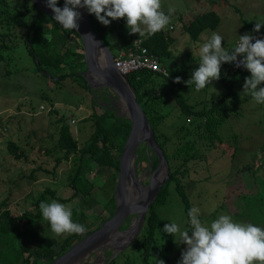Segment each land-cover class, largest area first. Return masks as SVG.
Wrapping results in <instances>:
<instances>
[{
	"label": "rangeland",
	"instance_id": "obj_1",
	"mask_svg": "<svg viewBox=\"0 0 264 264\" xmlns=\"http://www.w3.org/2000/svg\"><path fill=\"white\" fill-rule=\"evenodd\" d=\"M170 7L174 8L175 12L171 14V22L163 31L173 38L170 45L172 56L168 62L174 72L173 78H181L179 92L189 104L211 103L226 94L222 83L214 80L212 85H207L200 92H196L194 86L191 90L185 83L191 78V73L199 67L200 45L216 32L224 38L222 46L231 52L239 36L250 32V29L244 27L245 24L255 26L256 22L264 21V0H161V10L166 14ZM211 11L220 16L219 27L214 31L203 32L197 41H193L184 31V24L187 25L197 16ZM91 16L102 25L94 15ZM105 27L110 30L111 37L107 45L115 58L126 52V40L139 35L129 34L125 19L112 21ZM260 30L264 31V26ZM57 40L55 43L59 41ZM70 48L76 52L82 51L76 43L70 44ZM225 67L223 64L221 71ZM157 88L165 90L168 100L165 110L170 113L159 127V132L170 136L185 123L186 118L176 106L170 84L160 79L157 81ZM103 90L106 95L102 93ZM44 96L56 100L55 106L52 107L51 102L45 100ZM98 106L108 108L118 116H126L122 105L108 89L89 87L87 90L71 78L64 80L62 86H57L49 78L38 74L23 43H18L12 50L1 52L0 202L6 203L13 215H22L21 228L28 236L23 239L24 234L13 235L14 241L7 239V244L0 243V264L10 261H13V264H25L23 256H20L22 251L17 256L20 259L15 255L23 246L26 247V243L29 252L36 249L32 244H37L38 237L34 238V234H39L45 239L39 250L51 249L72 235L56 237L52 233L48 223L41 219L39 204L42 201L56 200L65 204L72 211L73 222L84 225L87 231L95 229L101 220L108 216L105 211L107 203L116 189V184L110 179L111 174L99 172L95 164H90L84 176L88 182H92L87 186L89 197L84 202L82 193L75 194L77 197L72 198L73 161L65 160L56 166V158L62 157L63 154L46 153V150L52 151L58 143L62 123L57 121L62 118L70 125L72 134L82 149L95 129L92 120L85 122L84 119L91 117L94 111L101 113L102 110ZM258 106L259 104L251 99L230 112L229 118L219 130L224 140V150L212 148L204 142H193L191 154H195L197 158L188 165L184 185L191 208L200 209L199 218L205 225H210L219 215L226 214L235 222L251 223L264 229V106ZM53 108L58 110L57 115L51 112ZM72 119L77 123L73 124ZM173 139L174 142H180L177 135ZM190 139L195 141L194 136ZM9 142L17 144L25 152L26 158L15 160L9 151ZM235 148H238L237 154L232 156ZM147 154L148 158L142 156L140 162L136 163L138 178L144 185H148L156 168L151 162L148 150ZM137 160L138 157L136 162ZM246 167L251 169L245 170ZM170 191L168 202L156 206L157 213L167 222L178 224L181 231L191 232L190 218L182 198L174 185ZM132 220L134 221L135 217L131 218L130 222ZM156 239L153 250L159 251L166 246L169 234L164 233L162 228L158 231ZM136 241L129 243V240H125L118 243L115 246L118 250L108 247L100 249L79 264H108L110 259L109 264L112 261L114 264H146L143 251L139 252L135 248ZM181 243L177 234L173 248L166 253L169 260H175L174 264H178L181 259L179 256L186 250L187 245ZM158 260L167 264L158 252L151 254L149 263L159 264Z\"/></svg>",
	"mask_w": 264,
	"mask_h": 264
},
{
	"label": "trees",
	"instance_id": "obj_2",
	"mask_svg": "<svg viewBox=\"0 0 264 264\" xmlns=\"http://www.w3.org/2000/svg\"><path fill=\"white\" fill-rule=\"evenodd\" d=\"M64 3L65 0H58V5L63 7ZM91 18L93 26L101 40L107 45V41L111 37L109 28L97 23L93 17ZM220 23V16L216 12L211 11L197 16L187 25L184 24L183 29L193 41H197L203 32L216 30ZM244 27L250 29V33H254L255 26L245 24ZM46 31L51 34L52 38L56 37L59 41L56 38L50 41L45 40L43 36ZM137 39H142L143 46L151 54L158 57L168 71V76L159 72H137L129 75V81L137 93V99L154 129L159 145L169 163L170 178L162 188L155 203L150 207L144 228L140 234V236L142 235V239L139 241L140 237L138 238L137 243L135 242V248L139 252L143 251L146 264H150L149 258L154 252H158L161 257H164L167 264H174L175 260H169L166 256V253L173 248V236L169 235L165 247L159 251L153 250V245L157 241L156 236L158 231L169 223L159 216L156 211V206L165 205L168 202L171 186L174 185L176 192L182 198L185 211L188 215L191 205L185 190L184 179L188 165L197 158L195 154H191V150L194 147L193 142H204L212 148H222L224 150V140L219 134V130L225 124L233 109L252 99L248 95H244L241 98L239 95L243 91L245 78L251 74L242 68L234 74H228L225 79H221L225 74L227 65H229L226 63V67L221 71L219 79L220 83L226 88V94L211 103L199 102L189 104L188 100L179 92V84L175 83V79L173 78L174 72L168 63L172 56L170 45L173 43V38L163 30L152 36L145 35L140 38L138 35L125 41V50L128 51L132 48L134 41ZM56 40L59 43H55ZM20 42L27 47L38 74L49 78L57 86H62L64 80L71 78L81 88L88 90V82L80 74L86 68L80 36L75 31L65 32L52 17L44 12H41L39 17H37V6L32 0H0V54L2 51L12 50ZM72 43H76L82 51L76 52L71 49L70 44ZM160 79L170 84L171 93L175 96L176 106H178L182 115L186 118L185 123L176 130V133L170 136L166 133L159 132V127L165 122L167 116H170V113H166L165 110L168 107L165 90L157 88V81ZM44 99L49 100L52 107L55 106L56 100L47 96H44ZM259 106L262 107L264 104H259ZM98 107L101 108V113L94 111L91 117L84 119L85 122L92 120L95 129L82 149L79 148V144L72 134L70 125L65 123V120L62 118L57 121L59 124L62 123L59 129L60 136L58 143L52 151L46 150V153L49 155L52 153L63 154L62 157L56 158V166L65 160L71 159L73 161L71 185L74 190V195L72 198L77 197L75 194L82 193L84 202L89 197L87 186L92 182L86 180L84 173L89 170L91 163L95 164L99 172L105 171L111 174L112 178L110 179L115 184L117 183L121 153L131 131V123L126 117L118 116L103 106ZM51 112L56 115L58 114V110L54 108ZM175 135H177L180 141L179 143L174 142L173 137ZM190 136H194L195 141L189 140L191 138ZM8 148L15 160L18 161L26 158L25 152L17 144L9 142ZM147 150V145H142L139 148L137 163L140 162L139 159L142 156L148 158ZM237 151L238 148L233 149L232 156H235ZM148 152L152 164L154 167H157L158 159L156 155L151 150H148ZM150 153L152 154L151 156ZM249 169L251 167H246L245 170ZM107 179L108 181L110 180L109 178ZM107 206L108 210L106 208L105 211L108 212V216L102 219L101 223L95 229L86 231L83 234H72L63 242L46 250L38 249L41 245L43 246L45 239L39 234H34V238L38 237V240H40H37V244H29H32L33 248L36 249L33 252H29L28 243H26V247L23 246V249L18 250L15 256H19L18 254L22 251L20 256H23L25 264H40L41 261H46L48 262L47 264H51L74 244L81 241L89 233L97 230L101 224L113 216L116 209L114 195L109 199ZM33 216L35 215L33 214ZM21 217L22 215H13L12 211L8 209L7 204L0 202V243L7 244V239H14L13 235L18 236L24 234L25 237L23 239H26L28 235L21 228ZM129 225L130 219L126 222L125 228ZM17 258L20 259V257ZM11 262L13 261L7 264H13ZM111 264H114V261Z\"/></svg>",
	"mask_w": 264,
	"mask_h": 264
},
{
	"label": "clouds",
	"instance_id": "obj_3",
	"mask_svg": "<svg viewBox=\"0 0 264 264\" xmlns=\"http://www.w3.org/2000/svg\"><path fill=\"white\" fill-rule=\"evenodd\" d=\"M57 5L58 0H47L46 6L54 13L52 19L65 32L79 29L81 13L78 9L86 8L104 26L125 19L129 34H139L140 38L159 33L171 22V14L175 12L171 7L168 14L161 10V0H65L63 8ZM262 26L264 21L256 22L253 31L259 33ZM43 38L50 41L52 36L46 31ZM223 40L220 34L213 32L200 45L199 67L191 73L186 85L200 92L214 80L220 82L223 64H235L251 74L245 78L240 98L248 95L255 103L264 104V39L248 33L241 35L231 52L222 46ZM193 56L195 59L194 52ZM98 79L104 82L103 77ZM175 83H181V78L176 77ZM39 209L42 221L48 223L56 237L87 231L84 225L73 222L71 209L63 203L42 201ZM188 217L191 232L181 231L175 222L163 228L164 233L174 238L178 234L181 244L187 245L178 264H264V229L251 223L235 222L226 214L205 225L197 207L189 210ZM158 261L165 264L163 260Z\"/></svg>",
	"mask_w": 264,
	"mask_h": 264
},
{
	"label": "water",
	"instance_id": "obj_4",
	"mask_svg": "<svg viewBox=\"0 0 264 264\" xmlns=\"http://www.w3.org/2000/svg\"><path fill=\"white\" fill-rule=\"evenodd\" d=\"M32 2L37 6V17L44 12L53 18L54 13L46 6L47 0H32ZM78 11L81 13V19L78 21L79 29L73 31L81 38L86 65L85 71L80 74L86 79L90 88L108 89L120 104H124L125 117L131 123V131L120 158L114 194L115 213L97 230L74 244L51 264H79L105 247L118 250L111 244L118 235L130 233L129 243L136 241L144 228L150 207L170 178L169 163L137 99V93L130 84L129 76L120 73L115 67V57L101 40L87 9L80 8ZM98 77H103L104 82H100ZM142 145H147L148 150H151L158 159V165L150 176L148 185H144L138 178L136 169V158ZM133 217L135 220H132L125 229L126 222Z\"/></svg>",
	"mask_w": 264,
	"mask_h": 264
},
{
	"label": "built area",
	"instance_id": "obj_5",
	"mask_svg": "<svg viewBox=\"0 0 264 264\" xmlns=\"http://www.w3.org/2000/svg\"><path fill=\"white\" fill-rule=\"evenodd\" d=\"M256 38L264 39V32L248 33ZM138 40V41H137ZM134 46L126 52H122L119 57L115 58V67L118 71L124 75H131L141 71L159 72L165 76H168L167 69L162 65L160 59L151 54L146 47L143 46L142 39H137ZM255 42V40H253ZM238 40L236 41V44ZM238 59H242L239 57ZM243 67H236L235 64L227 65L225 74L221 79H225L228 74H234ZM42 109L44 107H41ZM72 123L76 124L77 121L72 119Z\"/></svg>",
	"mask_w": 264,
	"mask_h": 264
},
{
	"label": "bare ground",
	"instance_id": "obj_6",
	"mask_svg": "<svg viewBox=\"0 0 264 264\" xmlns=\"http://www.w3.org/2000/svg\"><path fill=\"white\" fill-rule=\"evenodd\" d=\"M102 59H104V56H102ZM121 105H122V108L125 109L124 108V104L121 103ZM130 237H131V234L130 233L129 234L118 235L111 244H113L114 246H117L118 243H121V242H123L125 240L128 241L130 239Z\"/></svg>",
	"mask_w": 264,
	"mask_h": 264
},
{
	"label": "flooded vegetation",
	"instance_id": "obj_7",
	"mask_svg": "<svg viewBox=\"0 0 264 264\" xmlns=\"http://www.w3.org/2000/svg\"><path fill=\"white\" fill-rule=\"evenodd\" d=\"M102 93H103L104 95H106L105 92H104V90L102 91ZM107 96H108V95H107ZM108 98H110V97H108Z\"/></svg>",
	"mask_w": 264,
	"mask_h": 264
},
{
	"label": "crops",
	"instance_id": "obj_8",
	"mask_svg": "<svg viewBox=\"0 0 264 264\" xmlns=\"http://www.w3.org/2000/svg\"><path fill=\"white\" fill-rule=\"evenodd\" d=\"M92 17V16H91ZM136 36H138V35H136Z\"/></svg>",
	"mask_w": 264,
	"mask_h": 264
}]
</instances>
